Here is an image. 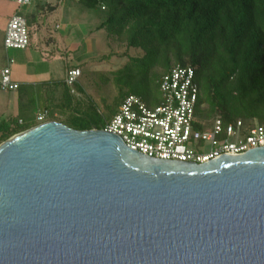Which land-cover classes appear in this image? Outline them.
I'll return each instance as SVG.
<instances>
[{"label": "water", "instance_id": "1", "mask_svg": "<svg viewBox=\"0 0 264 264\" xmlns=\"http://www.w3.org/2000/svg\"><path fill=\"white\" fill-rule=\"evenodd\" d=\"M0 264H264V146L181 162L36 124L0 143Z\"/></svg>", "mask_w": 264, "mask_h": 264}, {"label": "trees", "instance_id": "2", "mask_svg": "<svg viewBox=\"0 0 264 264\" xmlns=\"http://www.w3.org/2000/svg\"><path fill=\"white\" fill-rule=\"evenodd\" d=\"M87 7L105 13L97 28L106 39L141 55L107 73L106 83L121 87L119 103L128 94L138 95L148 105L162 74L173 65H190L198 97L194 114L209 121L218 116L225 123L240 120L244 128L264 122V0H81ZM42 6V5H41ZM37 4V10L41 7ZM101 6L104 8L101 9ZM51 7L47 5V13ZM21 14V13H20ZM22 16L28 27L32 19ZM83 63L75 68L82 76ZM103 74L102 72H99ZM49 99L55 107H89L70 93L65 79L51 83ZM79 94L81 85L75 83ZM73 85V86H74ZM80 95V94H79ZM106 120L87 119L77 130L101 128ZM36 125L18 115L0 117V143ZM66 125V124H65ZM68 126V125H67Z\"/></svg>", "mask_w": 264, "mask_h": 264}, {"label": "built area", "instance_id": "3", "mask_svg": "<svg viewBox=\"0 0 264 264\" xmlns=\"http://www.w3.org/2000/svg\"><path fill=\"white\" fill-rule=\"evenodd\" d=\"M64 1L67 0H60ZM12 2L21 8L29 6L32 0ZM28 45L25 18L16 12L6 23L3 47L5 50L24 49ZM11 63V59H6V65L0 69V90L17 88L10 78ZM79 75L78 68L66 71L65 82L71 93L76 92L73 85ZM158 88V104L148 105L135 93L128 94L99 129L117 135L128 148L150 158L181 162L205 163L222 153L238 154L264 146V122L244 128L240 120L225 123L218 116L209 121L195 116L198 87L190 65H173L160 77ZM46 118V110L35 117L38 124ZM205 143L207 150L203 147Z\"/></svg>", "mask_w": 264, "mask_h": 264}, {"label": "rangeland", "instance_id": "4", "mask_svg": "<svg viewBox=\"0 0 264 264\" xmlns=\"http://www.w3.org/2000/svg\"><path fill=\"white\" fill-rule=\"evenodd\" d=\"M12 6L11 0H0V28L5 24L7 18L13 14ZM21 8L26 9L27 6ZM52 16L44 25L48 33L46 35L35 24L29 25L30 43L32 46H38L40 41L42 43V36L45 38V36L48 37L51 34L57 37L58 48H60L63 46V43H66L65 38L61 35L63 33L62 30L65 27L68 28L69 32L66 38H68L70 47L64 50L67 57L62 62L67 61L69 64L73 63L76 65L83 63L81 66L83 74L78 79L82 90L79 93L80 95L77 92L74 95L88 107L90 104V108L82 111L73 105L70 107H55L48 98L39 99L41 95L39 88L31 91L35 97V102H29L24 99L17 101L14 96L15 93L12 90V92L10 90H0V117L13 114L20 116L24 121H33L38 112L46 110V121L54 120L73 127H77L87 119L94 121L101 119L109 120L119 105V93L130 91L134 83L126 86L121 85V87L112 84L110 81L106 83V77L109 75L105 72L117 69L126 62V55H123L124 52L130 56L141 55L142 52L133 48L126 51L124 45L107 40L105 31L97 28L103 21L105 13L96 6L87 7L83 3L67 0L57 4ZM56 24L62 26V29L59 30ZM55 46H57V43ZM4 50L3 35L0 30V67L4 63ZM8 50V56L10 57L13 51H21L22 49L10 48ZM73 55L79 57V60H76V58L74 60ZM58 62L61 63V61ZM62 71L61 65L57 73L62 74ZM68 88L70 89V87ZM73 88L76 89L75 85ZM154 93V98L151 100V104H149L152 106L158 104L160 98L157 89ZM2 100H5L7 107L3 105ZM36 124H38L37 121ZM203 147L205 150L208 149L206 143Z\"/></svg>", "mask_w": 264, "mask_h": 264}, {"label": "crops", "instance_id": "5", "mask_svg": "<svg viewBox=\"0 0 264 264\" xmlns=\"http://www.w3.org/2000/svg\"><path fill=\"white\" fill-rule=\"evenodd\" d=\"M12 1L13 0H11V2ZM12 3L13 14L16 12L19 14L21 13V15L23 13L28 14V16H31L33 24H35L37 28L41 29V32H44V35H46L47 31L45 30L46 27L44 28V25L49 18L53 17L52 13L54 12L57 4L60 3V0H32L31 4L27 6L26 9L19 8L14 2ZM37 4L40 6L42 5L40 10H37ZM47 5L52 9L50 13H47ZM8 19L9 17L5 21V24L0 28L3 36ZM56 27H58L59 30L62 29V26L58 24H56ZM62 32L63 33L61 35L65 38L64 40H66V43H63V46H61L62 48H58L57 37L51 34L48 37L45 36V38L42 36V43L40 41L38 46H32V44L29 42V45L26 48L22 49L21 51H13L12 56L10 55V57L8 56L9 50L7 49L5 51L3 47L5 53L3 61L4 63L0 69L6 65V59L12 60L10 65V78L17 85V88L12 90L15 93L14 96L17 101L19 99H24L28 100L29 102H35V97L31 93V91L35 88H39L40 90V100L50 98L52 95L50 93L53 91L51 88V83L64 80L66 71L70 68H75L78 65L73 63L69 64L67 61L62 62V60H65L67 57V55L65 56L64 50L70 47L68 38H66V35H68L69 32L68 28L65 27ZM56 43L57 46H55ZM75 58L76 60H79V57L74 56V60ZM58 61H61V63ZM61 65L63 70L62 74L57 73ZM76 83H78V79ZM5 100H2V103L5 107H7Z\"/></svg>", "mask_w": 264, "mask_h": 264}]
</instances>
